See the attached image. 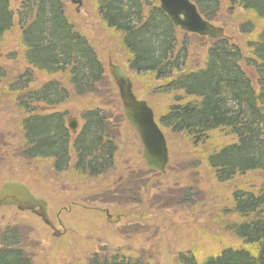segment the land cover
I'll return each mask as SVG.
<instances>
[{
  "label": "trees",
  "instance_id": "obj_1",
  "mask_svg": "<svg viewBox=\"0 0 264 264\" xmlns=\"http://www.w3.org/2000/svg\"><path fill=\"white\" fill-rule=\"evenodd\" d=\"M96 1L102 22L119 36L129 55L132 72L166 81L161 93H183L195 99L173 104L159 117L163 132L184 135L197 145L206 143L214 132L236 138L237 142L213 151L209 158L219 183L264 172V29L248 45L250 57L227 39L220 40L211 43L203 68L187 72L189 43L179 38L158 0ZM232 1L264 21V0ZM192 2L206 20L216 22L219 0ZM15 31L20 35L18 51L4 58L14 61L19 55L25 69L17 63L14 67L0 63V106L4 99L13 107L14 139L23 159L48 162L54 173L64 174L71 168L73 147L74 172L100 179L114 167L118 151L110 124L113 116L101 108L86 109L81 116L83 128L74 137L66 125L68 113L54 112L73 98L100 96L106 71L98 53L71 22L64 0H24L15 11L10 0H0V45ZM241 31L252 34L254 28L245 23ZM243 63L255 71L257 88ZM39 107L53 113L44 114ZM247 183L248 179L236 188L229 209L237 217L229 230L243 241L242 246L202 263L196 253H182L174 264H264V185L254 191L246 190ZM141 260L139 255L116 252L104 258L94 255L89 264H142ZM0 264H32L15 227L6 228L0 237Z\"/></svg>",
  "mask_w": 264,
  "mask_h": 264
},
{
  "label": "rangeland",
  "instance_id": "obj_2",
  "mask_svg": "<svg viewBox=\"0 0 264 264\" xmlns=\"http://www.w3.org/2000/svg\"><path fill=\"white\" fill-rule=\"evenodd\" d=\"M22 1L11 0V4L18 8ZM76 1L81 5L64 0L66 13L98 53L106 71L105 83L100 86V96L73 98L59 110L68 113V123L75 119L79 129L83 125L81 116L88 108H101L111 114V130L118 145L116 164L100 179H90L74 172V162L68 173L57 175L48 163L23 159L19 141L14 140L17 135L10 110L13 107L9 100L3 99L0 111L7 113L0 114V149L7 158L0 171V188L5 182L24 184L35 198L47 202L53 226L63 232L57 224L60 220L66 231L63 236H54L53 231L32 214H21L14 208L4 207L0 210V234L6 228H17L21 246L31 257L32 264H89L96 253L104 258L116 252L139 255L143 257L142 264H174L179 254L194 252L202 263L226 249L240 248L243 241L229 230L237 220L229 213L231 199L246 179L249 181L246 190H252V187L257 191L264 185V172L219 183L209 158L213 151L237 142L223 131L212 133L211 139L198 145L184 135L168 131L165 133L170 152L167 173L162 176L147 169L140 141L124 118L110 63L129 73L136 97L148 103L156 119L171 105L194 102L195 99L183 93H161L159 88L166 81L156 82L151 75L138 76L128 70L129 55L119 36L99 17L96 0ZM219 2L215 25L224 28L228 41L236 45L244 57H250L248 45L258 40L264 21L235 6L232 0ZM245 23L252 24V34L241 31ZM19 36L16 31L6 35L0 45V63L10 67L17 63L24 70L19 55L14 61L4 58L18 51ZM179 38L182 39V35ZM190 44L187 72L203 68L210 47L206 39L197 37L191 38ZM242 67L257 88L255 71L245 64ZM39 110L50 111L43 107Z\"/></svg>",
  "mask_w": 264,
  "mask_h": 264
},
{
  "label": "water",
  "instance_id": "obj_3",
  "mask_svg": "<svg viewBox=\"0 0 264 264\" xmlns=\"http://www.w3.org/2000/svg\"><path fill=\"white\" fill-rule=\"evenodd\" d=\"M73 3L81 5L76 0ZM161 10L169 17L175 27L188 33L198 34L212 40L223 38L224 30L203 20L196 6L190 0H159ZM113 77L119 91L124 115L130 127L137 133L143 146V159L148 168L162 174L166 173L169 163L167 141L158 127L153 110L145 101H139L133 93L130 79L121 71H114ZM76 129V122L69 124ZM16 207L21 212L30 211L40 217L46 224V203L36 200L29 190L17 183L5 184L0 191V208Z\"/></svg>",
  "mask_w": 264,
  "mask_h": 264
}]
</instances>
